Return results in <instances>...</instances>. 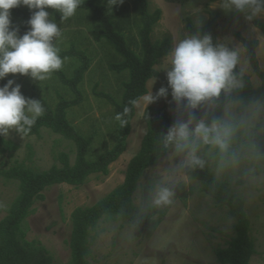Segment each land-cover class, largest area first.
Listing matches in <instances>:
<instances>
[{"label": "rangeland", "instance_id": "1", "mask_svg": "<svg viewBox=\"0 0 264 264\" xmlns=\"http://www.w3.org/2000/svg\"><path fill=\"white\" fill-rule=\"evenodd\" d=\"M84 1V0H81ZM111 1V0H108ZM149 12L161 10V19L154 28L152 40L165 37L175 44L190 35L186 21L195 26H203L216 18V33L220 44L239 52V67L250 77L254 88L259 87L260 79L252 70L246 51L235 38L239 33L247 40H257L255 54L260 70L264 73V36L256 29L252 20L264 23V11L246 19V13L226 10L224 0L210 3L208 0H147ZM27 10L26 7H18ZM61 30L55 40L59 55L70 50L83 51L90 59V68L85 74L79 90L83 96L81 103L69 110V119L84 135L93 136L91 155L97 156L104 148L110 147L113 139L116 116L112 104L97 96L103 92L119 100L123 91L122 81L127 72L113 73L108 65L110 60H121L105 41L96 42L92 32L97 28L92 23L88 10L77 8L75 14L66 20H56L52 10L47 9ZM12 13L14 24H23V19ZM137 41L136 29L127 31ZM113 57V58H112ZM168 57V56H167ZM167 57L155 67L159 77L147 84L148 92L156 94L160 87H167ZM63 66L49 74L44 81H33L20 74H8L6 79H14L21 85V92L30 98L34 96L54 107L60 97L73 98L69 89L63 86L60 74L70 78L75 67L80 65L79 56L62 57ZM118 58V59H117ZM187 102L176 103L169 94L144 105L138 102L131 122V132L123 155L109 167L107 176H91L80 186L58 185L44 191V200L34 205V213L27 219V240L38 241L49 252L53 264H70L68 241L71 233L70 216L79 207H88L108 195L124 180L128 162L139 150L146 127L143 112L146 107L165 108L169 115L181 109L179 120H204L211 112L213 104L201 102L197 108L189 109ZM264 117V109L259 103L238 110V103H230L224 109L222 122L233 126L234 134L226 153L210 145V164L216 177L229 181L234 192L241 195L244 208L250 221V238L254 243L255 254L249 264H264V130L255 132L256 123ZM15 150L0 153V172L16 165L24 164L35 171L60 165L59 155L67 154L71 163L75 158L74 145L63 137L42 129L38 135L26 136L15 131L0 135ZM204 145H201L200 151ZM215 151L220 154L216 159ZM186 156L172 147L166 157L145 171L133 195L136 212H142L147 205L164 211L165 215L157 229L150 235L140 233L132 226L119 221H103L99 224L94 240H91V256L88 264H219L215 251L227 245L233 237V219L226 209L216 207L213 201L200 192L199 182L192 180L188 172L193 166L185 164ZM158 186L172 189L174 196L168 205L153 203ZM18 194V184L0 176V220Z\"/></svg>", "mask_w": 264, "mask_h": 264}, {"label": "trees", "instance_id": "2", "mask_svg": "<svg viewBox=\"0 0 264 264\" xmlns=\"http://www.w3.org/2000/svg\"><path fill=\"white\" fill-rule=\"evenodd\" d=\"M208 1L216 3L220 0ZM78 8L91 13L92 23L97 26L92 32L93 39L96 42L105 41L113 48L114 54L117 53L121 57V60L108 62L110 70L113 73L128 74L127 79L121 83L123 91L119 100L103 92L97 94L112 104L115 116L120 114L121 120L116 119L114 123L111 146L104 148L97 156L91 155L92 134H82L69 119V110L83 100L79 85L90 68V59L86 57L85 52L74 49L62 53V57L79 56L81 62L74 68L70 78L59 73L63 86L70 90L73 98L66 100L60 97L55 106L50 107L45 100L34 96V99L40 100L45 111L26 136L38 135L42 129H46L70 141L74 145L75 158L71 163L67 154H60V165H52L43 171H35L24 164H19L0 172V176L6 180L18 184V194L9 206L7 215L0 220V264H53L51 255L40 242L27 240V219L34 213V205L44 200L43 193L50 187L58 185L80 187L91 176L109 174V167L126 151L136 104L148 93V82L159 77L155 67L172 49V42L167 37L152 40L154 28L160 21L162 13L159 9L149 12L147 0H123V3L118 5H112L108 0H84ZM11 11L23 19L20 26L22 34L26 30L24 22L30 16L29 10L15 8ZM52 11L56 20L61 19L59 13ZM252 24L264 36V23L254 19ZM216 28V18H212L203 26H195L187 19L185 25L190 35L208 34L214 44L219 43ZM131 29H136L137 41L127 34ZM234 36L245 49L250 66L260 79V85L254 88L250 77L242 72L237 63L233 74L241 86L228 92L222 91L218 97L209 100L213 108L204 116L207 123L213 120L222 121L224 109L230 103H238L239 111H244L254 103H259L264 109V73L258 66L255 54L258 41L247 40L239 33H235ZM6 80L0 81V86ZM125 109L128 111L125 112ZM181 115V109L169 115L165 108L153 106L145 108L143 121L146 131L139 150L127 164L123 182L93 205L76 208L70 216L71 233L68 241L70 264H88L91 256L89 243L94 240V234L103 221L126 223L147 237L157 229L165 215L164 211L148 204L144 211L136 212L133 195L145 171L156 166L174 147L165 146V136ZM253 130L255 132L264 130V117L255 124ZM14 150V146L0 136V153ZM209 150L210 145H204L197 152L204 162L203 166H193L188 175L192 180L199 182L200 192L209 197L216 207L226 209L234 221L233 237L225 247L215 251L216 261L219 264H249L255 254V248L250 238V221L244 208V200L233 191L229 181H221L216 177L210 164L212 155L210 156ZM215 154L216 159L221 160L219 152L215 151Z\"/></svg>", "mask_w": 264, "mask_h": 264}, {"label": "clouds", "instance_id": "3", "mask_svg": "<svg viewBox=\"0 0 264 264\" xmlns=\"http://www.w3.org/2000/svg\"><path fill=\"white\" fill-rule=\"evenodd\" d=\"M111 2L118 5L123 0ZM80 4L81 0H0V81H4L8 74L44 81L49 74L59 71L63 59L55 40L61 36V30L47 9L54 10L60 14L61 20H66L75 14ZM18 7H26L30 13L22 34L19 25L12 21L11 10ZM223 7L246 13V19L251 20L264 11V0H224ZM238 61V50L214 44L208 34L186 37L168 53L167 87H160L155 95L149 91L140 102L146 106L167 96L170 89L176 103L186 101L189 109H195L201 102L218 97L222 91L241 86L233 74ZM44 111L40 100L26 97L14 79H7L0 86V135L10 131L27 135ZM116 119L121 120L120 114ZM233 134V126L219 120L211 123L192 118L186 122L177 120L167 131L165 146L172 145L178 153H184L188 166L202 167L204 162L197 155L200 146L211 145L226 153ZM173 196L170 187L158 186L153 203L168 205Z\"/></svg>", "mask_w": 264, "mask_h": 264}]
</instances>
